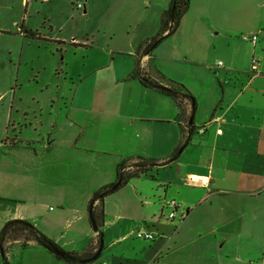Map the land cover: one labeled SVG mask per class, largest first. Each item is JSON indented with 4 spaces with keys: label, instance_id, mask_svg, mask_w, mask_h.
<instances>
[{
    "label": "crops",
    "instance_id": "0c3cea01",
    "mask_svg": "<svg viewBox=\"0 0 264 264\" xmlns=\"http://www.w3.org/2000/svg\"><path fill=\"white\" fill-rule=\"evenodd\" d=\"M44 1L48 9L32 12L42 24H26L27 34L17 9L29 0H0V37L18 36L23 49L51 43L57 55L44 83L50 104L32 98L0 107V131L15 132L0 143L9 149L0 156V231L8 221H27L79 257L102 237L98 257L78 264H264V0H190L177 29L148 51L170 0H79L83 14L99 7L101 15L82 42L39 32L51 20ZM22 54L0 68L8 73L0 74L2 90L21 58L49 59ZM136 68L164 87L182 85L194 108L181 97V111L129 78ZM137 158L155 166L103 198L94 232L92 195L116 183L121 161ZM131 205L137 210L126 217ZM137 230L153 239H138ZM18 244L6 243L5 255ZM21 250L19 262L7 263L66 264L32 241Z\"/></svg>",
    "mask_w": 264,
    "mask_h": 264
},
{
    "label": "rangeland",
    "instance_id": "374dc122",
    "mask_svg": "<svg viewBox=\"0 0 264 264\" xmlns=\"http://www.w3.org/2000/svg\"><path fill=\"white\" fill-rule=\"evenodd\" d=\"M164 2H166V0H164ZM46 3L47 2H45L44 0H29V6L27 8H25V3L23 5H19L17 9L20 16L18 28H21L23 26V28H25L26 30L25 32L28 34L29 28L26 26V24L30 26L36 24L37 22H40V24H42V19L38 17L37 14H33L32 12L33 10L43 11L45 9H48V4ZM78 3L83 2L79 0H50L49 11L51 17L49 16V18L51 20H46L45 30L41 31L39 29V32L47 36L48 38H58L63 40L65 39V41L67 42H69L71 39L82 42V40L87 38V33L90 34L88 35V39L90 40L91 34L95 33L96 24L101 20V15L99 14L98 9L99 7H95L93 11L87 10L83 14L75 7V5ZM148 4L149 1L146 0V5ZM167 7L168 6H166L165 8ZM152 9H155V5L152 6ZM48 23L49 27L47 25ZM101 33L102 32H100V34ZM164 41L165 42L162 45H167L166 43H168L169 40ZM40 45V48H38V46L36 45V47L25 46L23 49L21 48V41L18 36L15 38L12 36L0 37V52L3 51L2 53H4V55L0 57V68H3L4 64H6L8 67H11L14 55L16 53L20 54V52H23L21 57L38 55L40 57L46 56L49 58L45 59L46 61L42 62H30L25 58H21L22 65L18 75L16 74L15 69L10 73L14 82H12L11 85L4 87L3 90L2 88H0V107H2L5 103L12 105L13 107L16 105L30 104L32 98H35L34 101L39 102V104L46 105V99L51 95V91L50 88H48L47 91H44V83L47 82L50 69L54 67V64L56 62L54 61V57H56L57 55L51 51V49H53V46H49L53 44L40 43ZM47 46H49L50 48H47ZM3 49H11L13 53L9 54L6 50ZM2 53H0V55ZM17 65L18 62L16 61L15 66ZM0 74L5 75L8 73L6 71H3L0 72ZM6 91L8 93H5ZM47 104L50 103L48 102ZM19 132V129H17V134ZM14 134L15 132L11 126L6 129V127L3 125L2 131H0V143L3 142L2 145H4V140H6L7 138L13 139ZM33 136L34 135H32V137ZM8 151L9 149L6 150L5 147L0 149V156L1 153H7ZM118 193L116 192L111 194L110 196H108V199L109 197L117 195ZM2 204L4 205V207H13L15 205L14 202L12 203L9 201H3ZM136 210L137 208L131 205L125 207L122 212L126 217H130L136 212ZM12 248L14 250L10 251L9 256H6L5 253L4 255H1L0 253V261L3 260V257H5L7 259V262L9 263H16L21 260L19 254L17 256V253H21L22 251L20 246L14 245L12 246Z\"/></svg>",
    "mask_w": 264,
    "mask_h": 264
},
{
    "label": "trees",
    "instance_id": "16d2710c",
    "mask_svg": "<svg viewBox=\"0 0 264 264\" xmlns=\"http://www.w3.org/2000/svg\"><path fill=\"white\" fill-rule=\"evenodd\" d=\"M189 1L190 0H170L168 7L162 12L161 19H160V27L159 31L156 36L149 41L146 42L144 45V50L148 51L152 48L157 42L163 40L168 35H171L179 26L181 17L189 8ZM77 8V5H75ZM80 12H83L82 9H77ZM168 31V34L165 33ZM143 46L141 45L140 48ZM129 78L138 80V82L143 87L152 88L157 90L163 95H166L172 99H174L178 107L183 111L184 107L182 105V101L180 100L181 97L186 98L187 100L190 99L193 108L195 106L193 98L187 92V90L180 84L168 80V86L164 87L159 85V83L151 77H148L147 74L139 72L136 68L130 75ZM191 126L187 125L188 132L190 133ZM188 141V138L185 139ZM134 161L133 159H126L121 161L116 166V182L121 178V184L119 186L124 185L127 183L128 180L137 177L140 174H145L152 170L153 166H155L154 161L146 160L137 158L134 163H130ZM130 163V165H128ZM132 164V165H131ZM132 166V167H131ZM135 167V168H134ZM126 169V170H124ZM124 170V171H123ZM112 185H107L104 187L99 188L93 195L90 200L89 205H92V217L94 219L95 224L99 225V213L97 212V207H99L102 203L103 198L111 193L108 192ZM98 203V206H94L95 203ZM100 236V235H99ZM21 239V240H20ZM19 240V246L21 249L27 247V242L32 241L38 246L44 248L49 253H51L57 260H61L66 264H78L81 257H90L96 252L98 248V244L95 245L94 250H89V253L85 254L84 256L79 257L75 253H67L63 252L59 247H57L50 239H48L45 235H43L40 231L37 230L31 223L27 221H20V220H12L8 221L4 224L3 228L0 231V248L2 249L3 255L5 253V244L8 242H13ZM56 247L58 248L63 255L56 256L52 251L51 248ZM90 248V247H89ZM3 264H8L5 257L2 260Z\"/></svg>",
    "mask_w": 264,
    "mask_h": 264
},
{
    "label": "built area",
    "instance_id": "2783aa9c",
    "mask_svg": "<svg viewBox=\"0 0 264 264\" xmlns=\"http://www.w3.org/2000/svg\"><path fill=\"white\" fill-rule=\"evenodd\" d=\"M77 5V9H82L83 8V4L82 3H78L76 4ZM243 40L245 41H250L252 43L255 42L256 40V36H252V37H242ZM251 71L252 72H256L258 70V60L256 57L252 58L251 60ZM203 132V129H200L199 130V133H202ZM170 205L175 208L177 207V205L174 203V202H170ZM169 218H174V213H170L169 214ZM135 235L138 239H141V240H147V241H151L153 239V234L151 233H147L146 231H143V230H137L135 231Z\"/></svg>",
    "mask_w": 264,
    "mask_h": 264
},
{
    "label": "water",
    "instance_id": "95a60500",
    "mask_svg": "<svg viewBox=\"0 0 264 264\" xmlns=\"http://www.w3.org/2000/svg\"><path fill=\"white\" fill-rule=\"evenodd\" d=\"M120 184H121V178H119V180L110 188V190L108 192L115 191L119 187ZM91 212H92V205L89 206V218H90V223H91V226H92L93 231L94 232H97L98 229H97V226H96V224L94 222V219L92 217ZM102 247H103V244H102V237H101L99 239V246H98V249L96 250V252L90 258L84 259V260H80L79 262L80 263H86V262L95 260L98 257V255L100 254ZM51 251L56 256H62L63 255V253L58 248H56V247H52L51 248ZM0 253H1V255H3L1 248H0Z\"/></svg>",
    "mask_w": 264,
    "mask_h": 264
}]
</instances>
